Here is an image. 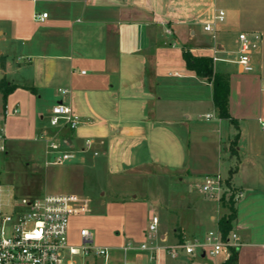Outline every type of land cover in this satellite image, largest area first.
<instances>
[{
	"label": "crops",
	"instance_id": "obj_1",
	"mask_svg": "<svg viewBox=\"0 0 264 264\" xmlns=\"http://www.w3.org/2000/svg\"><path fill=\"white\" fill-rule=\"evenodd\" d=\"M39 1L0 0V55L6 56L0 79L18 85L16 89H34L39 96L50 93L56 103L68 104L82 119L69 132L78 151L99 156L104 150L108 157L120 158L130 173L144 172L146 166L176 171V165L162 159L169 156L164 139L174 132L184 137L192 117H205L208 131L216 132L210 143L219 154L227 139V161L222 163L219 155L215 163H208L210 168L190 167L187 172L222 176L224 171L227 174L222 177L227 178L229 170L238 165L231 179L232 186L244 193L237 199L234 222L238 264H264V143L256 138L257 122L264 127L262 67L247 72L237 58L230 57L233 52L216 40L221 22L213 31L204 30V23L221 8L217 1L42 0L40 6ZM254 6L249 26L264 40V0H254ZM42 12L48 13L47 18L37 20L35 13ZM33 24H37L36 31L31 30ZM181 37L187 38L182 46ZM184 46L194 55L238 64L235 70L214 65L216 71L230 75L229 112L238 120V130L218 116L211 82L186 67ZM260 51L258 46L255 52ZM11 57L20 72L9 77L14 66ZM236 135L234 155L230 144ZM220 207L227 212L221 203ZM222 214L208 212L217 224ZM177 227L182 230L180 237H188L180 224ZM161 237L166 238L165 234Z\"/></svg>",
	"mask_w": 264,
	"mask_h": 264
},
{
	"label": "rangeland",
	"instance_id": "obj_2",
	"mask_svg": "<svg viewBox=\"0 0 264 264\" xmlns=\"http://www.w3.org/2000/svg\"><path fill=\"white\" fill-rule=\"evenodd\" d=\"M216 1L226 13L224 22L218 26L220 31L216 33V40L223 42L227 51L233 52L231 58H238V36L243 31L248 32V36L261 47L260 52L253 51L251 60L253 72L262 67L264 86V40L260 37L254 39L257 32L249 26L253 20L254 0ZM43 3L41 0L38 4ZM69 26L67 30H70ZM31 30L36 31L37 24H33ZM186 40L181 37L180 46ZM10 59L13 60L12 57ZM13 63L9 77L20 72L14 60ZM214 65L220 70L238 67V64L221 60H214ZM23 67L27 69L24 63ZM55 104L56 99L50 93L43 92L39 96L34 89L18 88L9 94L7 111L4 112L5 104L0 94V131L5 134L7 149L6 153L0 154V200L3 203L7 199L18 201L23 197L35 198L47 193L76 194L88 198L89 210L70 217L69 243L80 246V231L87 228L93 234L92 246L108 247L111 252L107 258L94 251L87 256L74 255V264H124L126 261L134 264H216L225 259L227 252L216 257H202L199 249L190 255L180 252L178 257L169 253V247L178 241V233L182 231L178 224L185 229L189 240L195 237L203 241L209 230L218 228L217 219L212 220L208 216L209 210L216 211V216L225 211L218 199L203 192L201 186L206 175L187 172L190 167L204 169L209 165L210 168L212 164L208 163H215L219 155L222 163L227 161V139H223L219 154L210 143L216 132L208 131L205 117H192L194 120L188 121L184 128V137L174 132V136L164 139L165 152L169 156L162 159L176 165V171L146 166L144 172L130 173L120 158L108 157L104 150L96 156L92 151L79 152L76 149L75 157L64 163H47L50 158L46 155V143L40 137L53 133L52 115L48 109ZM15 107L17 112H13ZM211 119L214 121V117ZM261 120L264 122V116ZM257 124L256 138L264 143V127L261 122ZM226 174L222 172V176ZM229 193L227 191L226 197ZM154 199L158 201L154 203ZM2 207L6 208L5 205ZM152 214L158 217L155 231L149 230ZM233 231L237 232L235 224ZM162 234L166 238H162ZM142 243L147 249L140 248ZM124 246H130L126 254L122 249Z\"/></svg>",
	"mask_w": 264,
	"mask_h": 264
},
{
	"label": "built area",
	"instance_id": "obj_3",
	"mask_svg": "<svg viewBox=\"0 0 264 264\" xmlns=\"http://www.w3.org/2000/svg\"><path fill=\"white\" fill-rule=\"evenodd\" d=\"M225 11L217 8L212 20L204 23L205 31H213L214 26L225 20ZM37 20H45L47 12L35 13ZM256 35L254 39H258ZM257 42L248 36V33L239 34V54L237 62L244 71L254 70L251 55L258 48ZM218 57L213 56V60ZM85 72V71H83ZM63 93L67 90L63 89ZM14 109L13 112H16ZM50 124L55 128L53 133L41 135L46 143V155L50 158L47 163H64L75 157L77 146L69 132L75 130L82 119L75 115L71 107L64 102H57L51 109ZM209 116V115H208ZM264 124V123H263ZM90 140H86L89 144ZM6 137L0 131V154L6 153ZM203 192L220 201L221 197L230 191L225 183V178L219 174L206 175L201 186ZM241 195L236 191L235 197ZM6 206L2 207V206ZM89 210V200L76 194L47 193L35 198L23 197L16 201L7 199L6 203L0 200V264H74V255L87 256L94 251L96 254L107 258L111 250L108 247H94L93 234L87 228H82L80 235L82 244L75 246L69 243L68 228L70 217L81 215ZM158 217H150L149 230L157 229ZM238 235L232 230L224 238L217 228L209 230L203 241L189 240L185 235L169 247L172 257H178L180 252L188 255L194 254L197 249L202 256L216 257L223 252L230 253V247L238 246ZM147 249L145 243L140 246ZM124 253L130 246H124ZM124 264H134L125 262Z\"/></svg>",
	"mask_w": 264,
	"mask_h": 264
},
{
	"label": "trees",
	"instance_id": "obj_4",
	"mask_svg": "<svg viewBox=\"0 0 264 264\" xmlns=\"http://www.w3.org/2000/svg\"><path fill=\"white\" fill-rule=\"evenodd\" d=\"M182 56L185 60L186 67L195 72L196 75L205 78L212 84L213 88V103L220 118L228 119L233 126L238 130V120L229 112V90H230V75L226 72L216 71L214 68V60L212 56L208 55H194L188 46L182 49ZM6 56L0 55V66L5 68ZM18 85L9 82L5 77L0 79V93L4 103L7 96L17 88ZM236 135L230 144L231 153L236 155L237 145ZM238 165L229 170V175L225 178V183L230 189L228 197L226 194L220 199L223 207L228 211L223 213L218 218V229L224 238H227L233 230L234 222L237 217L235 193L237 189L232 186V175L237 171ZM238 247H230L229 255L220 264H238Z\"/></svg>",
	"mask_w": 264,
	"mask_h": 264
}]
</instances>
